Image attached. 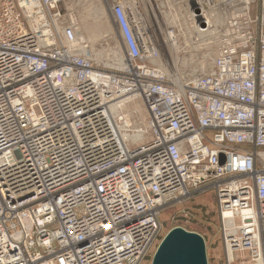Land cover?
Returning <instances> with one entry per match:
<instances>
[{
    "label": "built area",
    "instance_id": "2783aa9c",
    "mask_svg": "<svg viewBox=\"0 0 264 264\" xmlns=\"http://www.w3.org/2000/svg\"><path fill=\"white\" fill-rule=\"evenodd\" d=\"M60 1L0 0V264H142L161 209L202 188L225 263L264 264V0H176L204 30L205 11L225 18L182 87L140 5L107 0L125 55L105 69ZM132 97L149 139L128 146L112 109Z\"/></svg>",
    "mask_w": 264,
    "mask_h": 264
},
{
    "label": "rangeland",
    "instance_id": "374dc122",
    "mask_svg": "<svg viewBox=\"0 0 264 264\" xmlns=\"http://www.w3.org/2000/svg\"><path fill=\"white\" fill-rule=\"evenodd\" d=\"M116 1L121 2L125 6L126 4L127 6L130 5L127 0ZM107 2V0H100V2L97 4L94 0H61L60 8L63 9V11L67 14L68 19L73 22L76 29H79L80 20L84 15H87V13L91 14L93 11L95 12V10L97 12H99L100 9L103 10L105 21L101 17H99L100 19L98 18V20H93L91 15L87 22L90 23L92 30L88 35H86V33L84 35L83 33V37H80L79 35L76 36L82 38V40L85 42L88 48L87 56H89L95 64L105 69H115L118 67L111 65L109 62V64L106 63L109 59L108 54L110 49L115 48L120 52L122 58L125 54L116 34L113 21L109 15ZM136 4L141 6L142 12L144 15H146L145 17L148 23L155 24L156 22H160L164 30L170 31L173 29L174 31L178 28L179 24H182L183 22L189 23L184 15L185 6H181V4H178L176 0H137ZM257 4L258 0H255L253 12L257 10ZM188 10L190 11V9ZM128 11H130L129 8ZM93 25L95 27L94 29ZM174 36H177V32H174ZM188 42L189 44L187 43V45L181 43V47L177 53V56L174 55L175 57L172 56L171 58L168 50H164L160 59L161 63H166L169 65V67L173 66L171 65L173 63L176 64V70L182 82L193 80L194 77H197L202 73H206L212 66L213 59L219 45L218 41L217 45L211 44V46H208L205 44L206 40L204 39H191V41ZM163 47V49H167L165 45H163ZM90 49L94 54L98 52L97 54L101 55L99 56V61H97L94 56L91 55ZM210 52L215 53L213 56L207 57L208 53ZM204 65L208 70L205 72L197 71L198 68ZM193 70L195 71L193 72ZM142 106L144 109V116L143 114L140 116V122H142V118L144 117L147 123L148 114L143 103ZM132 121L135 126L138 125V121L135 118H133ZM159 224L160 227L158 235L152 248L150 249V252L146 255L142 264L150 263L151 255L157 243H159L164 235L174 227H182L186 230L197 232L203 236L206 245L208 264H226L223 244L219 233V219L216 208V198L212 189L202 188L190 193L188 196L177 202L165 205L160 211ZM237 263H240L239 259H236V264Z\"/></svg>",
    "mask_w": 264,
    "mask_h": 264
},
{
    "label": "bare ground",
    "instance_id": "6f19581e",
    "mask_svg": "<svg viewBox=\"0 0 264 264\" xmlns=\"http://www.w3.org/2000/svg\"><path fill=\"white\" fill-rule=\"evenodd\" d=\"M94 1H96L97 4L100 2V0H94ZM127 1L130 4L128 6V8L131 11V15L133 18H135L136 13L134 11L133 4H135L137 0L136 1L135 0H127ZM91 15H92L93 20L94 19L98 20V18L101 17L105 21L104 12L101 9L99 12H97L95 10V12L93 11V13H91V14L87 13V15H84L83 18H81V20H80L81 26L79 25V29L78 28L76 29V35L77 36L79 35L80 37H83V33H84V35H85V33H86V35H88L89 32L92 30L90 27V23L87 22L88 18L91 17ZM184 15L187 18V20L189 21V23L183 22L182 24H179L177 29H175L174 31L172 29L165 36H162V41H161L162 45H165V47L167 48L164 50H168L169 54L171 55V58H172V56L173 57L177 56V53L181 47L180 46L181 43H184L185 45H187V43L189 44L188 41H191V39H196V40L204 39V40H206L205 44L208 46H211V44L217 45L218 40L220 39L219 38L220 35L218 33L217 27H218V25H219V27H221V25H223V23L225 22V18H224V16L221 15V13L216 12V11L215 12L205 11V18H207V21L210 25H208L206 30H204L199 25L200 19L204 17L203 11L201 13H192L188 10V8L184 7ZM177 18H178V16H177ZM190 23H191V25H190ZM91 25H92V23H91ZM94 28L95 27L93 25V29ZM190 31L192 32V34ZM174 32H177V36H174ZM90 51H91V55L94 56V58L97 61H99L100 60L99 56H101V55L97 54L98 52L96 54H94L91 49H90ZM214 53L215 52L208 53L207 57L213 56ZM106 54H108V53H106ZM108 58L109 59L106 62L107 64L110 63L111 65H115L118 68L122 67L123 58H122L120 52L117 51L115 48L110 49L109 54H108ZM156 63L159 66L160 70L164 74H166L176 86L182 87L184 85L183 84L184 82H182L181 78L179 77V74L177 73L175 63L171 64L173 66H170V67L166 63L165 64L161 63L160 60H158ZM202 65H203V63H202ZM206 70H208V69H206V67L204 65V66L198 68L197 71L205 72ZM194 71L195 70H193V72ZM112 114L115 118L118 116L121 117V122L119 123V129H120V133H121V136L123 138V141L126 145L134 146L138 143L144 142V141L149 139L148 126H147V123H146V120L144 119V117L142 118V122H140V120H141L140 116H142V114L144 116V109L142 106L141 99L132 97V98H129L127 100L122 101L120 104H118L116 107H114L112 109ZM133 118H135L138 121L137 126H135L132 123ZM126 126H129V128L128 127L126 128Z\"/></svg>",
    "mask_w": 264,
    "mask_h": 264
},
{
    "label": "water",
    "instance_id": "95a60500",
    "mask_svg": "<svg viewBox=\"0 0 264 264\" xmlns=\"http://www.w3.org/2000/svg\"><path fill=\"white\" fill-rule=\"evenodd\" d=\"M149 264H208L202 235L171 228L157 245Z\"/></svg>",
    "mask_w": 264,
    "mask_h": 264
},
{
    "label": "trees",
    "instance_id": "16d2710c",
    "mask_svg": "<svg viewBox=\"0 0 264 264\" xmlns=\"http://www.w3.org/2000/svg\"><path fill=\"white\" fill-rule=\"evenodd\" d=\"M157 245H158V243H157ZM157 245H156V246H157ZM155 248H156V247H155ZM155 248H154V250H155ZM153 252H154V251H153ZM151 257H152V256H151ZM150 260H151V258H150Z\"/></svg>",
    "mask_w": 264,
    "mask_h": 264
}]
</instances>
